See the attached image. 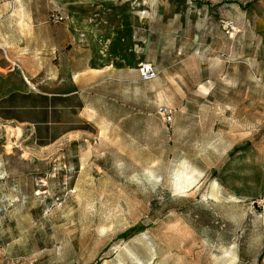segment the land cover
Returning <instances> with one entry per match:
<instances>
[{
	"label": "rangeland",
	"instance_id": "1",
	"mask_svg": "<svg viewBox=\"0 0 264 264\" xmlns=\"http://www.w3.org/2000/svg\"><path fill=\"white\" fill-rule=\"evenodd\" d=\"M88 61L83 131L0 121V264H264V0H0V96Z\"/></svg>",
	"mask_w": 264,
	"mask_h": 264
},
{
	"label": "crops",
	"instance_id": "2",
	"mask_svg": "<svg viewBox=\"0 0 264 264\" xmlns=\"http://www.w3.org/2000/svg\"><path fill=\"white\" fill-rule=\"evenodd\" d=\"M88 63L89 61L72 71V78L64 85L66 88L42 90L25 77L26 87L0 96V121L18 125L36 139L46 137L52 141L64 138L74 131H83L82 128L73 126L83 125L89 120L86 115V107L89 105L87 89L94 84L118 79V70L114 67L105 65L93 68ZM17 67L19 68L18 65ZM154 80L157 81V78ZM238 142L233 141L225 148L231 150Z\"/></svg>",
	"mask_w": 264,
	"mask_h": 264
},
{
	"label": "built area",
	"instance_id": "3",
	"mask_svg": "<svg viewBox=\"0 0 264 264\" xmlns=\"http://www.w3.org/2000/svg\"><path fill=\"white\" fill-rule=\"evenodd\" d=\"M230 29H233V25L230 23L228 26ZM138 75L141 81H150L154 79L157 75V72L151 62L143 61L138 66ZM156 113L161 118L162 122L166 125H171L174 120L175 108L166 105L160 104L156 107ZM11 264H18L17 262H12ZM25 264H35L32 261H28Z\"/></svg>",
	"mask_w": 264,
	"mask_h": 264
}]
</instances>
